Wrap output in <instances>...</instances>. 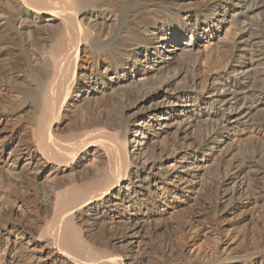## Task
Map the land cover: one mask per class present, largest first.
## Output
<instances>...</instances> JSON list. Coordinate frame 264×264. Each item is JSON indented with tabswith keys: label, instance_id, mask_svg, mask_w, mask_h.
I'll return each instance as SVG.
<instances>
[{
	"label": "bare ground",
	"instance_id": "1",
	"mask_svg": "<svg viewBox=\"0 0 264 264\" xmlns=\"http://www.w3.org/2000/svg\"><path fill=\"white\" fill-rule=\"evenodd\" d=\"M263 17L0 0V264H264Z\"/></svg>",
	"mask_w": 264,
	"mask_h": 264
},
{
	"label": "rangeland",
	"instance_id": "2",
	"mask_svg": "<svg viewBox=\"0 0 264 264\" xmlns=\"http://www.w3.org/2000/svg\"><path fill=\"white\" fill-rule=\"evenodd\" d=\"M260 22H261V24H263L262 27L264 28V17H263L262 20H260ZM162 197L163 196L160 195L159 199H162ZM212 197L213 198L210 201H212V203L213 202L215 203L218 200V197L216 195H213ZM127 205H130V203H128ZM186 215H187V211L186 210L183 211L182 215L180 213L170 215L169 216V218H170L169 219V225L170 224L172 225L173 223L175 224V222L180 221L181 219L183 220ZM254 215L258 216V215H256V213ZM262 219H261V221L264 223V215H263ZM198 229L197 228H192V229L190 228L185 233L184 232L183 233L182 232L179 233V232L171 231L170 229H168V230L163 232V235L164 236H170L171 238L174 237V239H176L179 242H181V240H182L181 236L190 237V234H192V233H193V235L197 234L196 232L200 230V229L199 230ZM163 235L161 234V236H163ZM208 235L209 236L204 237V236H201L199 234V236H194L193 239L191 237V240L190 241L188 240L190 242L189 244H191V246L188 247L189 253L196 254V253H201L202 252V253L210 254L211 252H213L215 250L214 248H216L217 244H219V239H218L219 237L213 231L210 232Z\"/></svg>",
	"mask_w": 264,
	"mask_h": 264
}]
</instances>
